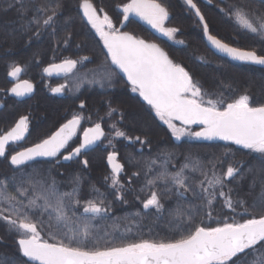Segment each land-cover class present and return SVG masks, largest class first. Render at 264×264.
Masks as SVG:
<instances>
[{"label":"snow or ice","instance_id":"6c2138e0","mask_svg":"<svg viewBox=\"0 0 264 264\" xmlns=\"http://www.w3.org/2000/svg\"><path fill=\"white\" fill-rule=\"evenodd\" d=\"M184 2L194 11L203 26L204 36L216 52L233 61L264 67V53L242 50L222 42L210 34L197 3L194 0ZM63 8L64 0H8L3 11L15 9L21 30L32 31L39 37L42 31H57ZM118 8L122 14L119 27L107 13L101 18L90 0L80 3L82 18L95 31L106 50L105 61L86 72L81 82L106 89L114 87L117 77L122 74L131 91L138 94L155 117L167 125L176 141L183 137L219 140L256 154L258 166H247V172L254 177L249 193H254L253 200H233L232 190L224 191L228 181L236 179L238 174L244 175L242 163L229 164L226 172L218 173L214 164L205 169L198 158L185 157L178 170L169 172L167 165L170 161L166 158L151 178L148 173L153 172L152 167L145 172V187L150 190V195L142 201L143 211L138 210L132 215L139 218L135 222L139 229L145 217L160 220L167 211L170 217L167 228L173 233L172 238L130 239L132 227H126L123 232L113 227L110 232L102 227V222L110 218L111 209L103 194L82 201L79 198V175L72 178L71 191H62L55 176L41 172L30 163L38 159L60 163L61 159L72 161L87 154L105 138L101 123L81 128L85 117L74 113L47 138L13 154L9 146L18 145L28 132L29 117L22 116L14 127L0 134V158L7 160L13 169L11 176L0 177V222L15 235L19 254L0 258V264H264V104H253L247 93L232 98L223 93L221 99L206 98L208 94L185 67L175 63L157 43L120 30L131 22V17H136L169 40L184 44L183 40H175L177 28L166 27L169 10L163 0H128ZM226 15L254 40L264 42V0H260L259 8L234 3L228 7ZM70 39V36L65 39V45ZM85 61L91 63L88 57L79 60L65 58L61 63H51L44 68V73L68 76L78 65L83 68ZM21 72L22 68L16 65H12L8 72L17 83L7 91L16 97L33 92V85L28 80L20 81ZM80 86L78 83L77 88ZM65 87L53 88L52 92L63 93ZM79 107L84 109V103ZM117 111L109 104L107 116L112 118ZM120 118L123 119V113ZM194 125L200 130L192 131ZM111 127L116 138L133 144L148 143L140 136H128L115 124ZM78 133H82L78 146L70 145ZM78 162L88 167L87 159ZM107 163L111 168V187L116 189L115 198L124 202V185L120 182L124 165L117 160L115 151L108 153ZM151 163L156 164V160ZM28 168L32 171L29 172ZM195 173L203 178L193 184L190 181H194ZM139 175V172L133 173V176ZM257 183L258 192L255 191ZM94 191L99 193L98 189ZM189 193L200 201V205L185 209L183 200ZM168 194L177 199L175 207L166 210L162 198ZM217 197L223 199V207L232 215L230 219L218 220L213 226L205 220L213 219ZM117 232L119 237L115 235ZM117 239L127 242L116 243Z\"/></svg>","mask_w":264,"mask_h":264},{"label":"trees","instance_id":"16d2710c","mask_svg":"<svg viewBox=\"0 0 264 264\" xmlns=\"http://www.w3.org/2000/svg\"><path fill=\"white\" fill-rule=\"evenodd\" d=\"M81 1L83 0H64V8L61 13L62 19L57 31L53 33L51 29H48L42 31L41 35L36 37L32 31L23 32L21 30V21L17 11L15 9L3 11L7 7L8 0H0V55L8 51L11 56L3 60L9 59L8 62L11 64L16 62L15 64L26 65L27 61L35 58L40 66H45L54 61H62L65 58L76 60L88 57L92 60L90 65L99 66L102 64L105 61V52L99 37L91 27L84 24L80 16L78 8ZM90 1L101 15L107 13L116 25L119 23L121 16L118 6L128 2V0ZM194 2L197 3L204 15L212 35L230 46L239 47L242 50H255L258 54L264 53V42L254 40L250 34L240 30L239 26L226 15L228 7L234 3L250 4L253 8H259L260 0H212L211 3L208 0H194ZM163 3L169 10L168 25L178 29L175 40H183L184 44H177L170 40V42L163 43L162 47L175 63L185 67L194 81L201 85L202 90L208 94L206 98L221 99V93L228 98L247 93L253 104H264V69L237 64L216 56L207 49L203 41L202 27L187 8L184 0H163ZM101 9L103 11H100ZM30 15L31 13H29ZM128 30L138 38L144 39L147 37L146 31L135 26L129 27ZM69 36L71 39L65 45L64 41ZM29 37H31L30 41ZM0 61L1 72L3 61ZM39 95L42 97L41 104L31 110L33 130L36 129L35 133L28 139L30 145L52 133L60 124L70 119L74 113H80L85 117V120L82 121V127L89 126L92 118L94 122L104 119V117H107L109 104L118 111L112 118H109L110 122L103 123L108 135L110 132L115 131L110 129L115 124L117 129L126 132L128 136H140L141 139L148 141L146 145L141 146L144 150L142 154H137V147H135V154L129 156H127V151L123 147L126 144L125 139L121 138L122 140L118 142L120 145L118 160L124 165V172L120 175V182L124 185V202L116 200V189L109 186L111 171L108 169L105 160L107 153L102 150L97 149L84 156L89 162L87 168L78 161L67 164L61 161L60 163L54 161L33 163L41 172L51 173L55 176L62 191H71L72 178L79 175L81 178L79 198L82 201L95 199L99 194H103L106 198L105 202L111 204V209L110 218L102 222V227L107 228L110 232L113 231V227H118L120 232H123L126 227H132L133 232L129 234L130 239L172 238L173 233L167 228L170 219L167 211L164 218L160 220L153 216L145 217L141 221L139 229L135 226V222L139 218L132 215L138 210L143 211L142 201L150 195V190L145 187V172L151 166L153 172L148 173L149 178H151L156 171L160 170V165L166 158L170 161L167 165L169 172L178 170L185 162V157L198 158L205 169H210L214 164L218 173L226 172L229 164L242 163L245 166L243 169L244 175L241 177L238 174L236 179L228 181V186L224 191L228 192L231 189L233 200L237 198L249 202L253 200L254 193H249L254 177L247 172V166H258L256 154L249 153L248 150L231 144L222 142L202 143L189 137L183 138L178 144H175L167 125L159 121L154 112L139 100L137 94L133 93L123 83L122 89L113 92L96 91L90 95L87 93L80 95V101L85 102V108L82 111L76 108V102H62L49 99L46 94ZM14 109H16L15 118L27 111H23L18 106ZM120 113H123L122 120ZM88 117L91 119L87 120ZM191 130L197 131L194 127ZM108 140L109 136L104 141L106 145ZM78 141L79 135L74 138L71 145L75 146ZM102 146L105 147V145ZM131 149L133 151V148ZM153 160H156V164L151 163ZM28 171L30 172L32 169L28 168ZM134 172H139L140 175L133 176ZM12 174L13 169L8 161H0V177L11 176ZM202 178L199 173H195L194 181L190 182L195 184ZM159 187L162 188L163 185ZM94 189H98L99 193ZM255 191H259L258 183ZM176 199L172 194L162 198L166 210L175 207ZM190 205H200V201L194 199L191 193L183 200L185 209ZM231 215L230 211L223 207V199L217 197L213 219L211 221L205 220V223H211L215 226L218 220L230 219ZM125 217H128V219H125ZM149 229H152V231H149ZM46 232L47 228H45ZM115 235L119 237L120 233L117 232ZM15 239V235L10 234L7 226L0 222V258L14 254L19 255L16 252ZM115 242L127 241L117 239Z\"/></svg>","mask_w":264,"mask_h":264},{"label":"flooded vegetation","instance_id":"af4514ba","mask_svg":"<svg viewBox=\"0 0 264 264\" xmlns=\"http://www.w3.org/2000/svg\"><path fill=\"white\" fill-rule=\"evenodd\" d=\"M98 13L101 15V13L99 11H98ZM191 13L193 14L192 11H191ZM102 16L103 15H101V18H102ZM193 16L195 17L194 14H193ZM120 20H122V14L120 16ZM130 21L131 22L127 23L126 26H125V28L123 30H121V29L120 30L121 31H128V32H130L128 30L129 27H134L135 26L138 29H141V30L146 31L147 37L144 38L146 41L152 42V43H157L161 48H163L162 47V44L163 43L165 44L167 42H170V40L167 37H164V36H162L161 34H159L157 32L149 31L144 26H142L138 22L134 21L133 18H131ZM168 23H169V20L166 22V27H170L168 25ZM84 24L87 25V23H84ZM88 26L91 27L90 25H88ZM117 27H119V23L117 24ZM202 32H203V29H202ZM101 45L103 47L102 42H101ZM104 52H105V58H106V50H104ZM9 53L10 52L6 51L5 54L0 55V60L3 61V63H2L3 70L0 72V105L3 106V107H0V134H3L5 132H7L12 127H14L15 124H16V122H18V120L22 116H28L29 117L28 132L25 135V139L23 141H21L18 145H10L9 146V148L13 151V154H14V151H20V150H23L24 148L31 147L33 145V144H31V145L28 144L29 137L35 133L34 131L36 129L35 128L33 130V118L31 117V110L34 109V108H36L37 105H40L41 104L42 97L39 94H46V97L47 98H49V99L51 98V99H55V100H60L62 102H64V101L76 102V104H75L76 108L80 109L79 105L81 103H84V105H85V102L84 101H80V95H83L85 93H87L88 95H90V94L95 93L96 91H98V92H104V93H108L110 91L113 92V91H116L118 89H122V83L124 85H126L127 87L130 88V86L128 84H126V82L120 76V77H117L115 86L114 87H109L108 90H105V91H99L96 88H88V87H86L77 96L71 95L67 90H65V91H63V93H59V94L53 93L52 92V89L64 85L66 79H68L67 77L70 74L68 76H65V75H58V76L57 75H51V76H49V75H47V74L44 73V68L48 67L51 63L48 64V65H45V66H40L39 63L37 62V60L35 58L33 60H31V61H27V64L26 65L15 64L16 62L11 64L10 62H8L9 59L6 60V61L3 60V59H6L7 57H9V58L11 57L9 55ZM221 58H223V57H221ZM76 60H79V59H76ZM62 61H59V62H55L54 61L52 63H57L58 64V63H61ZM89 61H92V60L89 58ZM8 63H10V64H8ZM237 64H239V63H237ZM12 65H16V66H19V67L22 68V72L20 74V81L28 80L33 85V92L31 94H29L27 96H24V97H16L14 95H11V96L9 95V92L7 91V89H10L12 86H14L17 83L16 80H14L12 77H10L8 75V72L11 70V66ZM95 67H98V66H92V65H90V63L88 61H85L84 62V67L82 68L80 65H78L76 70L86 71L89 68H95ZM252 67H254V66H252ZM137 96L139 98V95L138 94H137ZM139 100H140V98H139ZM65 104H69V103H65ZM17 106L20 109H23V111H26V110L27 111L25 113H23L21 116H19L18 118H15L16 117V114H15V110L16 109H14V108H16ZM80 110L82 111L83 109H80ZM87 120H89V119H87ZM97 122L101 123V126L104 129V131H105V138H103V140L101 141V143L98 145V147L96 149L88 152L87 154H89L91 152H94L97 149L102 150L103 152L107 153L105 160H106V164L108 166V163H107V155H108V153H110L112 151H115L117 153V160H118V158H119L118 155H119V150H120V145L118 144V142L121 141L122 139H116V137H113L112 139H110L112 141L111 145L109 144V140L107 141L108 143L106 145V143H104V141L107 138L108 131L104 127V124L103 123L104 122L107 123V122H110V121H109V119H99L98 121L94 122V119L92 118L91 124H89V126H87V127H92ZM36 123H37V121H36ZM62 124H60L54 131H56ZM87 127H82V124H81V128H87ZM32 130H33V132H32ZM52 133L48 134L44 138H47ZM78 135L80 137V135H82V133H78ZM125 142H126V144L123 147L127 151V153H126L127 156L132 155V154H135V147H137V151H136V153L138 152L137 154H142V151H144L141 148V146H143V145L138 146L139 143L133 144V143H130L128 140H125ZM174 142H175V140H174ZM72 143H73V141L70 142V145ZM102 145H105V147H103ZM75 146H78V143ZM131 148H133V151H132ZM87 154L81 155L75 161H82V160H84L85 159L84 156L87 155ZM2 160H5V159L0 158V161H2ZM43 161H51V160H43ZM43 161H35V162H31V164L38 163V162H43ZM60 161L62 163H64V164H67V163H70V162H75V161L64 162L62 159ZM108 169L110 170L109 166H108Z\"/></svg>","mask_w":264,"mask_h":264},{"label":"water","instance_id":"95a60500","mask_svg":"<svg viewBox=\"0 0 264 264\" xmlns=\"http://www.w3.org/2000/svg\"><path fill=\"white\" fill-rule=\"evenodd\" d=\"M83 1H81L80 3H82ZM91 2V1H90ZM92 3V2H91ZM80 5V4H79ZM94 5V4H93ZM187 6V5H186ZM95 7V6H94ZM188 7V6H187ZM79 9V8H78ZM191 10V9H190ZM192 12H193V14L195 15V13H194V11L193 10H191ZM79 13H80V15H81V18H82V11L79 9ZM196 17V16H195ZM131 18H133L134 19V21H136V22H138L140 25H142V26H144L146 29H148L149 31H152V32H156L154 29H152L149 25H147L146 23H144L143 21H141V20H139V18H136V17H131ZM130 18V19H131ZM197 18V17H196ZM82 20H83V22L84 23H86V20H84L83 18H82ZM197 20H198V18H197ZM199 21V20H198ZM202 26V25H201ZM125 28V27H124ZM124 28H121V30H123ZM202 29H203V26H202ZM203 40H204V43H205V45H206V47H207V49L209 50V51H211L213 54H215L216 56H219V57H223V58H225V59H228V60H230V61H232V62H235V63H239V64H245V65H250V66H254V67H257V68H260V69H264V67H262V66H258V65H252V64H248V63H244V62H239V61H233V60H231V58H229V57H226V56H223L222 54H220V53H218V52H216L215 51V49H213L212 47H211V45L209 44V42L207 41V38L204 36V34H203ZM165 51V50H164ZM53 75H57V74H53ZM59 75H63V74H59ZM58 76V75H57ZM121 77H122V74H121ZM123 78V80L126 82V84H127V80H126V77H122ZM130 86V85H129ZM9 95L11 96V94L9 93ZM140 98V100L144 103V104H146L143 100H142V98L141 97H139ZM177 124H178V122H177ZM192 127H194V128H196L197 129V131H199L200 130V128H199V126H192ZM103 140V138L100 140V141H98L94 146H93V148H91V149H89L88 151H87V153L88 152H90V151H92V150H94V149H96L97 147H98V145L101 143V141ZM197 141H199V142H202V143H220V142H222V143H225L224 141H219V140H214V141H201V140H197ZM175 143L176 144H178L179 143V141H176L175 140ZM234 146H236V145H234ZM238 147V146H237ZM83 155V154H82ZM77 159V158H76ZM75 159V160H76ZM44 159H38L37 161H43ZM75 160H72V161H75ZM33 162H35V161H33ZM64 162H69V161H64ZM31 163V162H30ZM109 166V165H108ZM109 168H110V166H109ZM110 170H111V168H110Z\"/></svg>","mask_w":264,"mask_h":264},{"label":"rangeland","instance_id":"374dc122","mask_svg":"<svg viewBox=\"0 0 264 264\" xmlns=\"http://www.w3.org/2000/svg\"><path fill=\"white\" fill-rule=\"evenodd\" d=\"M95 68H97V67H95ZM91 69H94V68H89L86 71L75 70L74 73L70 74L67 77L68 79H66V81H65V84L64 85H66V87L64 88V91L67 90L71 95L77 96L86 87H88V88H96L99 91L108 90V88L101 89L97 85H89L88 83H82L81 82V78L84 76V74L86 72H89V70H91ZM78 83L81 85L79 88H77V84ZM105 118H108L109 119L108 116L107 117H104V119ZM110 129H113V128L110 127ZM107 136H109V140L112 139L113 137H115V131L110 132L109 135H107ZM183 138H186V137H183ZM116 139H121V138H116ZM174 140H175V138H174ZM109 186L111 187V176L109 177Z\"/></svg>","mask_w":264,"mask_h":264}]
</instances>
